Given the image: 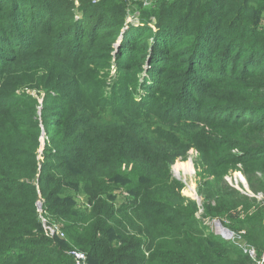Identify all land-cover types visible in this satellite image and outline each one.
Returning <instances> with one entry per match:
<instances>
[{"label":"trees","instance_id":"trees-1","mask_svg":"<svg viewBox=\"0 0 264 264\" xmlns=\"http://www.w3.org/2000/svg\"><path fill=\"white\" fill-rule=\"evenodd\" d=\"M184 3L0 0V264H75L73 250L85 264H252L170 174L193 141L203 217L261 252L264 0ZM113 64L107 91L93 69ZM177 125L199 131L184 142ZM236 170L252 194L227 181Z\"/></svg>","mask_w":264,"mask_h":264},{"label":"rangeland","instance_id":"rangeland-1","mask_svg":"<svg viewBox=\"0 0 264 264\" xmlns=\"http://www.w3.org/2000/svg\"><path fill=\"white\" fill-rule=\"evenodd\" d=\"M174 0H124L126 7L128 8L127 10H130L131 12H133V10L138 9L139 7L143 8L144 10H148L150 12V14H152V12L155 9L158 8H163V10H168L167 7L168 5L171 4V2H173ZM187 4L188 0H184ZM137 3L139 5H137ZM163 6V7H159V6ZM119 6V5H116ZM164 10V11H165ZM136 15H130V17L127 18V20H130V22H132L133 24L136 25H140L142 22V19L135 17ZM152 20H154V17H152ZM258 20L261 26L264 27V11H262L259 16H258ZM108 23H105V25H107ZM189 51L191 52H196L195 50H192L191 47H186V46H182L180 47V54H178V57H182L184 52L189 53ZM94 68L96 67L95 65L93 66ZM116 68L115 65L113 64V66H109V69L105 70L103 68H96L93 69L96 71L100 72H106V74L104 76H106L108 78L107 82H109L108 84V88L107 91H110L111 88L113 89V80L116 77V73H113L114 69ZM108 74V75H107ZM106 78V79H107ZM112 78V81H110ZM142 78V76L140 77ZM141 92V94H145L143 93V89L139 90ZM126 102V101H124ZM184 111V113L180 116L181 120L184 119H190L193 120L194 116L196 115L197 111H191V112H186ZM202 114H211V115H224L225 113L215 110L213 108L211 109H206L201 111ZM228 115V114H227ZM114 120V118L110 115H106L105 114V118L104 121H110V120ZM156 122V121H155ZM181 124V123H180ZM145 127V125H144ZM156 126H152V128H154ZM181 129V130H180ZM177 132V136L181 137V140L184 142H189L192 138H194V136H196L195 134L198 133V129L196 130H186V127L183 126L181 127L180 125H177V129L174 130ZM197 142H203V135L199 134L197 136ZM196 141H193L192 146H190V148L185 152V154L179 158H177L170 166V174L173 178L179 180L180 182L183 183V189H182V194L185 197H188L190 199H193L197 202V204L199 205V210L197 212V217L203 222V225L205 226V228H207L208 230H210L213 234L215 232H217V230L215 229V223L217 221L221 222L218 218H214V217H203V208L201 205V197L198 195L197 189L200 185V183L203 180V167L202 165H200L199 163V151L197 149V147L194 145ZM175 166H179L177 171H175ZM191 170L188 171V168ZM187 169V170H185ZM242 178H240L239 177ZM243 174L241 171L236 170L231 172L229 175L226 176V179L229 183H231L234 187H236L238 190H242L243 192H247L249 194H252L248 188L247 182L244 178V182H243ZM242 180V182H241ZM244 185V186H243ZM257 198V206L261 209L260 214L263 216V220L262 222H264V196L263 195H255ZM128 196L126 195L125 192L123 191H119L117 193V198H116V202L120 203L123 202L125 200H127ZM227 222V221H226ZM222 225V224H221ZM223 226V225H222ZM225 227V226H223ZM227 228V227H225ZM228 229V234H232V237L230 239H226V240H237L238 246L239 248H241L244 252V248H246L247 244H245V242L243 241V238H241L240 236L243 235V230H240L239 232H233L231 231L229 228ZM216 235H219L220 237L224 238L222 236V234H226V233H220L217 232L215 233ZM238 238V239H236ZM241 238V239H240ZM225 239V238H224ZM251 247V245L249 246ZM253 248V246L251 247ZM255 249V247H254ZM255 252H257V249H255ZM245 253V252H244ZM258 253V252H257Z\"/></svg>","mask_w":264,"mask_h":264},{"label":"built area","instance_id":"built-area-1","mask_svg":"<svg viewBox=\"0 0 264 264\" xmlns=\"http://www.w3.org/2000/svg\"><path fill=\"white\" fill-rule=\"evenodd\" d=\"M113 69H114V71H113V73H114L115 72V68H113ZM239 177H240V175H239ZM258 195H262V194H258ZM47 228H48V230H49V232L51 234H53L55 232V230L53 228H50V227H47ZM217 232H219V231L217 230ZM217 232H215V233H217ZM224 233H226V234H222V236L225 239H230L232 237V234H228V232H224ZM60 235L62 236V233H60ZM244 252L249 255V257L251 258V260L253 262L252 264H264V247H263V249L261 250L260 253H257V252H255L254 248H251V247L247 246L246 248H244ZM71 254H72V256H73V258L75 260V264H85V255H84V253H82L80 251L73 250V251H71Z\"/></svg>","mask_w":264,"mask_h":264},{"label":"water","instance_id":"water-1","mask_svg":"<svg viewBox=\"0 0 264 264\" xmlns=\"http://www.w3.org/2000/svg\"><path fill=\"white\" fill-rule=\"evenodd\" d=\"M43 141H44V135H42V144H41L40 152L42 151V148H43ZM38 207H40V203H39V206H38ZM215 228H216L220 233L228 232V229L225 228V227H223L219 221H217V222L215 223Z\"/></svg>","mask_w":264,"mask_h":264},{"label":"bare ground","instance_id":"bare-ground-1","mask_svg":"<svg viewBox=\"0 0 264 264\" xmlns=\"http://www.w3.org/2000/svg\"><path fill=\"white\" fill-rule=\"evenodd\" d=\"M178 167L179 166H175V171H177V169H178ZM188 168V167H187ZM185 170H187V169H185ZM190 169L188 168V171H189ZM191 171V170H190ZM242 179V178H241ZM242 181V180H241ZM243 182H244V178H243Z\"/></svg>","mask_w":264,"mask_h":264}]
</instances>
